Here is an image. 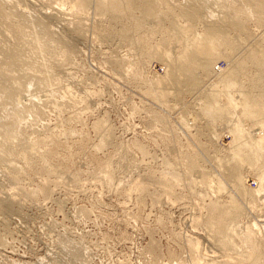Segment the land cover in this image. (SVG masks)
<instances>
[{"label":"rangeland","instance_id":"374dc122","mask_svg":"<svg viewBox=\"0 0 264 264\" xmlns=\"http://www.w3.org/2000/svg\"><path fill=\"white\" fill-rule=\"evenodd\" d=\"M0 264H264V0H0Z\"/></svg>","mask_w":264,"mask_h":264},{"label":"built area","instance_id":"2783aa9c","mask_svg":"<svg viewBox=\"0 0 264 264\" xmlns=\"http://www.w3.org/2000/svg\"><path fill=\"white\" fill-rule=\"evenodd\" d=\"M228 65H229V62L228 61H220V62H218V63H216L214 65V67H213V74L216 76L215 81L220 79L221 75L224 73V71H225V69L227 68ZM153 76L156 77V79H161V78L167 77V73H166V70L163 67H161V66L158 65V66H156L155 74H153ZM209 82H210V80L209 81H206L203 84V86L201 87L200 90H197V91L191 93V95H190L191 96V100L193 101L192 104H196L195 106L198 108V110H199V108L203 104L202 103V100H201V98L203 96V93L205 95V94H207L209 92H212V91L217 92L216 91L217 88H208V85L211 84ZM230 92L231 91H225V92H221V93H223L224 96H227L228 97V94H230ZM195 113H197V112H195ZM195 113H193V114H195ZM240 122H241V124H244V121L243 120H241Z\"/></svg>","mask_w":264,"mask_h":264},{"label":"bare ground","instance_id":"6f19581e","mask_svg":"<svg viewBox=\"0 0 264 264\" xmlns=\"http://www.w3.org/2000/svg\"><path fill=\"white\" fill-rule=\"evenodd\" d=\"M194 44V43H193ZM191 46H193L191 44ZM195 48L197 49L196 47V43H195ZM194 48V47H193ZM197 51V50H196ZM195 51L192 49V51L190 52V54H186L184 56V63L186 65V72H187V83L189 85H191L193 83V67L188 63L190 61V59L195 55Z\"/></svg>","mask_w":264,"mask_h":264}]
</instances>
